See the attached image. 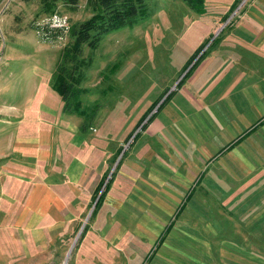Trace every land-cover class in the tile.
<instances>
[{"label":"rangeland","instance_id":"rangeland-1","mask_svg":"<svg viewBox=\"0 0 264 264\" xmlns=\"http://www.w3.org/2000/svg\"><path fill=\"white\" fill-rule=\"evenodd\" d=\"M89 1L0 2V99L14 86L20 106L31 96L38 108L48 80L60 95L58 67L95 14ZM189 9L148 0L140 22L84 47L80 112L56 120V167L0 159V264H264V168L244 163L243 174L238 152L218 154L257 117L235 99L242 69L232 78L213 58L220 38L208 33L222 22Z\"/></svg>","mask_w":264,"mask_h":264},{"label":"crops","instance_id":"crops-1","mask_svg":"<svg viewBox=\"0 0 264 264\" xmlns=\"http://www.w3.org/2000/svg\"><path fill=\"white\" fill-rule=\"evenodd\" d=\"M243 1L204 0L203 20L206 24H210V28L215 27L218 21L222 22L223 26L217 32L208 33L220 38L218 46H215L213 58L220 60V68L226 69L232 78L235 77V74L229 73V69L234 66L242 69V71H237V82L242 86L237 91L238 95L237 97L235 95V99L238 107L246 115L257 117L253 124L241 130L234 139L227 140L223 149L218 153L233 154L238 152L236 163L245 174L248 168H244V163L259 165L261 170L264 168V0H245V3ZM237 8L239 11L234 15L232 12ZM191 10L189 9V12L192 14H198L197 11ZM230 19L233 20L232 23H229ZM1 64L0 62V69L3 68ZM46 82L48 84L45 81L42 82L43 93L40 100L41 106L38 108L31 101V96H27L20 106L19 101L15 99L16 92L13 93V85H11L13 86L12 94H6L5 100H3L4 97L0 99L6 105L0 112V159L8 158L10 162L21 164L37 161L38 163L51 162L56 165L59 162L62 151L56 149L58 144L54 137V128L58 119L63 116L64 103L60 95L54 91L51 92L49 80ZM23 87L27 90L28 82L24 83ZM45 90L52 99V102L47 106H45ZM168 104L169 102L165 106ZM47 116L48 118H46ZM204 177L205 173H201L194 183L195 186L190 188L185 197L184 209ZM46 187L50 189L51 186ZM53 194H55L54 191ZM260 222L259 227H263L264 216L261 217ZM174 226V224H169L165 229L170 230L166 233L164 230L157 237L152 252L161 249V245L165 243ZM261 241H264V238ZM153 257L147 255L145 262L150 261Z\"/></svg>","mask_w":264,"mask_h":264},{"label":"trees","instance_id":"trees-1","mask_svg":"<svg viewBox=\"0 0 264 264\" xmlns=\"http://www.w3.org/2000/svg\"><path fill=\"white\" fill-rule=\"evenodd\" d=\"M184 1L191 9L199 13L204 12V0ZM89 5L95 14L73 29V47L66 51L63 62L58 67L59 82L55 88L62 97L67 113L80 112V94L75 82L78 60L84 47L97 48L105 36L115 30L137 24L148 10V0H90ZM68 62L75 63L72 71L67 70Z\"/></svg>","mask_w":264,"mask_h":264},{"label":"clouds","instance_id":"clouds-1","mask_svg":"<svg viewBox=\"0 0 264 264\" xmlns=\"http://www.w3.org/2000/svg\"><path fill=\"white\" fill-rule=\"evenodd\" d=\"M58 19H59L58 17H55V16L53 17V21H57ZM53 26L54 27L55 26H61L62 27L63 25L62 24L61 25H57V24L54 23Z\"/></svg>","mask_w":264,"mask_h":264},{"label":"built area","instance_id":"built-area-1","mask_svg":"<svg viewBox=\"0 0 264 264\" xmlns=\"http://www.w3.org/2000/svg\"><path fill=\"white\" fill-rule=\"evenodd\" d=\"M6 1H7V0H0V2H2V3H3V2H6ZM60 25H61V23H60ZM63 26H64V25H63ZM63 26H62V27H63ZM60 27H61V26H60ZM62 27H61V28H62ZM0 61H1V56H0Z\"/></svg>","mask_w":264,"mask_h":264}]
</instances>
